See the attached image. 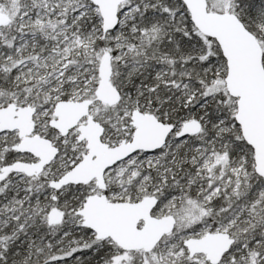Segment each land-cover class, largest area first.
Instances as JSON below:
<instances>
[{
    "label": "snow or ice",
    "instance_id": "1",
    "mask_svg": "<svg viewBox=\"0 0 264 264\" xmlns=\"http://www.w3.org/2000/svg\"><path fill=\"white\" fill-rule=\"evenodd\" d=\"M0 264H264V0H0Z\"/></svg>",
    "mask_w": 264,
    "mask_h": 264
}]
</instances>
